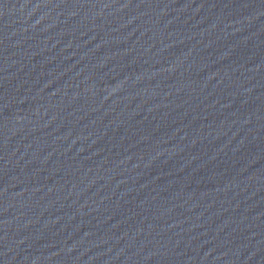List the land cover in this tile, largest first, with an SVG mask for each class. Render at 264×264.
<instances>
[{
  "label": "water",
  "instance_id": "95a60500",
  "mask_svg": "<svg viewBox=\"0 0 264 264\" xmlns=\"http://www.w3.org/2000/svg\"><path fill=\"white\" fill-rule=\"evenodd\" d=\"M0 264H264V0H0Z\"/></svg>",
  "mask_w": 264,
  "mask_h": 264
}]
</instances>
